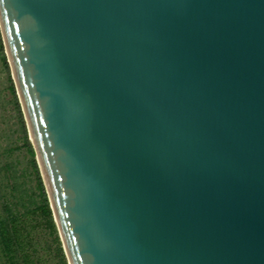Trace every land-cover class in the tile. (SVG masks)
<instances>
[{"label": "water", "instance_id": "water-1", "mask_svg": "<svg viewBox=\"0 0 264 264\" xmlns=\"http://www.w3.org/2000/svg\"><path fill=\"white\" fill-rule=\"evenodd\" d=\"M67 264H264V0H0Z\"/></svg>", "mask_w": 264, "mask_h": 264}, {"label": "rangeland", "instance_id": "rangeland-1", "mask_svg": "<svg viewBox=\"0 0 264 264\" xmlns=\"http://www.w3.org/2000/svg\"><path fill=\"white\" fill-rule=\"evenodd\" d=\"M3 59L7 63L0 35V221L12 215L21 223L25 245L22 253L17 252L15 255L18 264H23V254L27 256V264H58L54 256V246L51 245L50 249L46 247V244L50 245L51 236L38 225L37 216L31 213L33 207L29 206V195L35 186L31 158L23 145L24 134L30 143L29 134L11 79L10 68L8 66V70L5 69ZM10 82L14 96L10 90ZM30 146L32 148L31 143ZM34 162L37 166L35 156ZM0 264H8L1 254Z\"/></svg>", "mask_w": 264, "mask_h": 264}, {"label": "trees", "instance_id": "trees-1", "mask_svg": "<svg viewBox=\"0 0 264 264\" xmlns=\"http://www.w3.org/2000/svg\"><path fill=\"white\" fill-rule=\"evenodd\" d=\"M3 65L8 70V65L3 59ZM10 90L14 96V89L10 82ZM17 112L20 116L18 106H16ZM22 123V120H21ZM24 147L27 150L31 158V170L35 181V186L29 195V206H32V215H36L38 218V225L42 226L48 234L51 236L50 245L46 244V247L50 249L51 245L54 246V256L58 260V264H67L62 245L58 236V232L53 220V215L49 206L47 195L42 185V181L39 176L37 166L34 162V151L27 140L26 135L23 136ZM21 223L15 216L10 215L8 219L0 221V254L8 262V264H18L15 261V255L17 252H21L24 249L25 240L21 233ZM22 263L27 264V256L23 254L21 256Z\"/></svg>", "mask_w": 264, "mask_h": 264}]
</instances>
